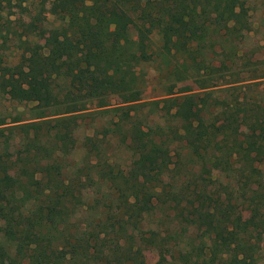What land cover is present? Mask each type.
<instances>
[{
  "label": "trees",
  "instance_id": "obj_1",
  "mask_svg": "<svg viewBox=\"0 0 264 264\" xmlns=\"http://www.w3.org/2000/svg\"><path fill=\"white\" fill-rule=\"evenodd\" d=\"M244 1L48 0L47 51L21 40L17 61L0 58V95L24 105L0 117V264H156L155 251L174 264H259L264 26L260 46L240 52ZM151 53L165 79L195 90L167 84L140 100L127 62ZM92 113L108 116L84 135L83 160H65L76 119ZM107 135L131 155L126 168L104 157Z\"/></svg>",
  "mask_w": 264,
  "mask_h": 264
},
{
  "label": "rangeland",
  "instance_id": "obj_2",
  "mask_svg": "<svg viewBox=\"0 0 264 264\" xmlns=\"http://www.w3.org/2000/svg\"><path fill=\"white\" fill-rule=\"evenodd\" d=\"M145 0H128V2L141 5ZM264 0H245L244 4L247 6V15L251 21V29L238 44V49L242 53H246L250 50H254L260 46L261 34L264 26ZM8 6H4L0 9V33L1 35L7 34V39H0V58L5 63H13L17 61L18 52L21 51L23 46L21 40L36 41L41 46L42 51L46 52L49 46L48 38L51 33V29L58 24V20L55 16L45 12L44 8L48 3V0H10ZM19 4V5H17ZM40 7L42 9H40ZM39 9V20L30 18L31 14L35 10ZM135 23L134 21L129 24V32L132 39L135 38ZM150 48L155 52L159 45L157 34L154 30L149 32ZM262 48H259L261 50ZM158 57L153 58V53L150 54L149 61L146 62H127V68L132 70L137 77L138 94L140 100H149L150 98H158L163 96L168 84L167 89H171L170 93H188L194 91L192 84L188 82H180L179 80H167L164 77V72L160 69ZM263 84H260L262 86ZM111 103L117 102V98L110 96L108 98ZM23 104H18L14 101H10L6 96L0 95V117H5L7 112H13L14 110H21ZM108 115L103 113H92L91 116H83L77 118L78 126L72 132L74 137L73 148L68 154L65 155V160L70 159L74 162H81L86 153V148L81 143L84 139V135L90 134V127L98 129L106 120ZM7 117H5L6 120ZM96 137L100 138L97 134ZM102 152L104 157L114 162L120 168L124 169L131 161V155L127 150L119 147L114 136H105L102 138ZM91 160V158H90ZM69 161V160H68ZM88 203L92 202L91 195L84 198ZM159 213L156 211L153 217H149L144 221V226L154 227V223L157 222ZM83 217V216H82ZM164 224L163 222L161 223ZM260 248L258 251V262L264 264V233L261 235ZM149 261L151 263L156 262L159 264L161 261L163 264H174L168 255L163 252L155 251L150 255ZM169 261V263L167 262Z\"/></svg>",
  "mask_w": 264,
  "mask_h": 264
}]
</instances>
